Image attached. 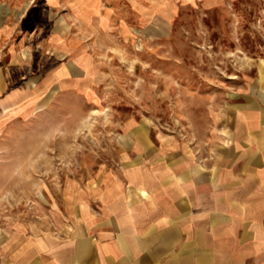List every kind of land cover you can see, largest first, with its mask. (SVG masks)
<instances>
[{
	"label": "rangeland",
	"instance_id": "374dc122",
	"mask_svg": "<svg viewBox=\"0 0 264 264\" xmlns=\"http://www.w3.org/2000/svg\"><path fill=\"white\" fill-rule=\"evenodd\" d=\"M250 102L264 0H0V243L135 167L213 168Z\"/></svg>",
	"mask_w": 264,
	"mask_h": 264
},
{
	"label": "crops",
	"instance_id": "0c3cea01",
	"mask_svg": "<svg viewBox=\"0 0 264 264\" xmlns=\"http://www.w3.org/2000/svg\"><path fill=\"white\" fill-rule=\"evenodd\" d=\"M235 115L213 168L135 167L87 214L0 243V264H264V108Z\"/></svg>",
	"mask_w": 264,
	"mask_h": 264
}]
</instances>
